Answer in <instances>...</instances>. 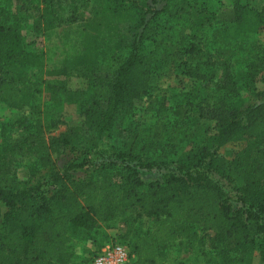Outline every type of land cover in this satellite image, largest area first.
Here are the masks:
<instances>
[{
    "label": "trees",
    "instance_id": "1",
    "mask_svg": "<svg viewBox=\"0 0 264 264\" xmlns=\"http://www.w3.org/2000/svg\"><path fill=\"white\" fill-rule=\"evenodd\" d=\"M9 1L18 9L4 13L0 8V102L21 109L26 97L40 91V80L48 81L29 34L50 30L63 17L60 0H40L43 8L28 12L25 19L20 12L27 10L29 0ZM216 3L104 0L97 8L96 29L111 20L114 30L88 40L78 57L82 68L91 70V83L72 88L59 69L46 83L44 102L29 107L48 118L71 105L80 122L46 141L44 125L37 120L20 143L0 144V264H74L72 244L87 240L96 223L113 221L130 207L139 213L125 234L100 238L92 242L95 247L114 237L130 247L133 264H187L178 254L185 239L192 248L200 244L199 264H244L249 248L264 264V89L242 83L244 97L242 89L228 108L214 110V133L176 158L154 156L150 150L175 147L186 139L184 122L193 107L190 92L182 102L161 107L172 117L165 133L161 130L167 121H159L162 129L150 139L129 134L123 144L102 146L117 119L138 105L150 75L163 68L168 76L179 73L221 87L231 60L244 52L250 57L248 74L264 79V43L252 40L264 30V8L233 0V19L221 22ZM173 25L181 37L177 48L164 54L167 29ZM204 42L206 49L201 47ZM211 52L226 58L218 64L223 66L221 76L206 60ZM242 60L234 61L241 65ZM230 141L239 147L225 173L216 152ZM17 154L35 158L26 179L11 167ZM61 154L69 157L58 166ZM220 177L235 192L234 200ZM142 216L148 219L136 224ZM217 237L228 241L204 248L208 239ZM89 261L90 256L80 264Z\"/></svg>",
    "mask_w": 264,
    "mask_h": 264
},
{
    "label": "rangeland",
    "instance_id": "2",
    "mask_svg": "<svg viewBox=\"0 0 264 264\" xmlns=\"http://www.w3.org/2000/svg\"><path fill=\"white\" fill-rule=\"evenodd\" d=\"M199 5L207 4V0H191ZM216 3V18L221 22H230L233 19V0H214ZM27 2V10L20 12L24 16L30 11L42 9L44 4L40 0H29ZM104 0H60L58 5V13L62 15L63 20L50 30L33 33L29 36L33 39L36 52L42 63V77H48V81L40 80L38 88L39 92H32V94L25 98V105L21 109L8 107L0 102V144L4 141L9 144L20 143L24 135L34 131V125L39 120L44 126L43 132L46 141L52 136H57L59 133L65 131L69 126L76 125L80 122L81 115L75 110L73 106H69L63 113L58 115L47 116L42 112L40 114L34 113L29 108L31 105L42 104L44 102V94L46 91V83L53 81L50 78L59 69H63L67 76V85L72 88L81 89L92 81L93 74L91 70L82 68L78 57L83 54L84 45L88 40L92 41L95 36H108L113 32L111 20L108 23H103L102 26L96 29L94 14ZM209 2V0H208ZM251 6L257 10L264 8V0H250ZM0 8H3L4 13L15 10L18 7L12 5L9 0H0ZM19 15V13H18ZM73 15V19L68 18ZM26 17L24 16V19ZM30 19V18H29ZM28 19V20H29ZM31 21V19H30ZM181 37V31L178 26H171L167 29L166 44L163 47L164 54L170 53L177 48V40ZM100 39H98L99 41ZM252 40L258 45L264 43V30L255 34ZM249 42V41H248ZM247 42V44H248ZM204 42L201 47L206 49ZM105 50V48H103ZM225 57H220L216 52H211L206 57L210 61L211 67L215 69L218 76L223 75V66L218 65ZM242 60L241 65H238L234 60ZM229 65L227 74L229 77L222 76L221 87L214 86L209 81L198 79L181 74L172 73L167 75L166 68L159 72L151 74L148 81V86L144 92L139 96L137 106L133 107L128 114L121 115L117 119L109 137H107L102 146L105 145H120L126 140L129 134H136L140 137L148 138L154 135L157 129L161 128V122L167 121L162 133L170 126L171 111L160 110L161 107H171L180 103L184 99V93L190 92L193 101L192 111H190L185 119L184 125L186 129V139L175 147L165 145L163 148L157 147L151 149L154 156L165 157L164 159L176 158L187 151L196 149L202 145L208 137L215 131L214 110L222 111L228 108L233 100H236L241 95L243 89V97L245 88L242 83H251L257 89H264V79L261 74L250 76L248 74L247 63H250V57L243 52V57H233ZM227 61V60H226ZM84 67V66H83ZM33 72V71H32ZM35 76H31L33 80ZM88 89V88H87ZM89 91V90H88ZM151 94V97H149ZM56 119H61L62 122L55 123ZM165 129V130H164ZM166 135L162 138L165 140ZM141 140L140 142H142ZM239 147L237 142H227L216 152V156L225 166V173L230 172L227 168L231 161L232 153ZM164 153H161L163 152ZM69 155L61 154L57 160L58 166H61ZM35 158L29 155L17 154L11 159V167L15 168L19 178L26 179L29 174L30 165L34 164ZM225 189L229 193L232 200L235 199V192L227 183L224 177H220ZM139 210L137 207L126 208L115 220L108 223H96L91 230V235L86 240H79L72 244L75 255L74 264H80V261L88 258L94 247V241L108 235L123 236L127 231V225L132 217H136ZM145 217L138 218L136 224H141ZM148 219V218H145ZM198 235L203 236L204 232L196 228ZM228 238L217 237L210 238L206 241L204 248L212 249L214 246H223L227 243ZM201 248L200 244L192 248L188 241L181 239L178 246L179 258L186 261L187 264H199L201 257L197 252ZM257 251L249 248L246 252L244 264H261L258 262Z\"/></svg>",
    "mask_w": 264,
    "mask_h": 264
},
{
    "label": "built area",
    "instance_id": "3",
    "mask_svg": "<svg viewBox=\"0 0 264 264\" xmlns=\"http://www.w3.org/2000/svg\"><path fill=\"white\" fill-rule=\"evenodd\" d=\"M130 247L114 237L92 249L88 264H133Z\"/></svg>",
    "mask_w": 264,
    "mask_h": 264
},
{
    "label": "crops",
    "instance_id": "4",
    "mask_svg": "<svg viewBox=\"0 0 264 264\" xmlns=\"http://www.w3.org/2000/svg\"><path fill=\"white\" fill-rule=\"evenodd\" d=\"M94 247H95V245H93ZM94 247H92V248H94Z\"/></svg>",
    "mask_w": 264,
    "mask_h": 264
}]
</instances>
